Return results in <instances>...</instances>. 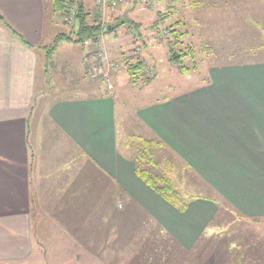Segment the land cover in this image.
<instances>
[{
    "label": "crops",
    "instance_id": "obj_1",
    "mask_svg": "<svg viewBox=\"0 0 264 264\" xmlns=\"http://www.w3.org/2000/svg\"><path fill=\"white\" fill-rule=\"evenodd\" d=\"M82 1L99 12L96 0ZM51 3L0 0V264H48L58 242L73 250L64 264H161V233L192 254L219 209L194 198L181 212L137 176V161L120 149L113 94L96 95L86 74L95 48H86L78 87L52 93L40 77L47 25L65 23ZM121 8L132 19L133 8ZM263 23L238 21L264 32ZM122 32L102 41L126 59L135 54ZM136 117L153 150L169 148L241 214L264 218V60L212 66L204 85L140 106ZM129 249L142 257L125 256Z\"/></svg>",
    "mask_w": 264,
    "mask_h": 264
},
{
    "label": "rangeland",
    "instance_id": "obj_2",
    "mask_svg": "<svg viewBox=\"0 0 264 264\" xmlns=\"http://www.w3.org/2000/svg\"><path fill=\"white\" fill-rule=\"evenodd\" d=\"M208 2L125 0L116 8L109 7L104 13L100 12L101 20L109 26L118 15L123 13L122 5L133 8L129 14L131 13L132 19L141 23L140 32L144 36V41H138L140 44L135 43L137 39L133 32L132 37L129 34L124 36V32H127L126 27L117 30L123 31L120 36L125 38V49L127 52L129 50L130 55H138L137 48H141L140 53L142 51V55L147 59L153 79L150 83H144L140 79L132 82L125 68V63L130 58H120V50L114 45L110 51L115 58L107 51L109 60L118 65L111 75L114 91L111 92L105 83L95 81L88 75V68L103 73L107 71L106 65H102L97 57L96 61L89 64L86 74L96 89V95L113 94L112 99L116 102L120 149L123 153L131 156L153 175L171 178L175 188L185 198L200 196L223 201L224 206L220 207L211 229L201 238L192 254L179 249L169 235L161 233V264H214L217 258L219 264H264V218H249L241 214L215 186L207 182L196 170L187 168L186 161L169 148L155 150L146 148L143 141L148 139L147 133L136 119L138 107L163 101L204 85L209 79V68L212 66L264 60V32L257 26L248 25L245 26V30L238 24V21L249 17L264 18V0L210 1L213 6ZM225 2L231 4L227 6ZM47 6L49 9L52 7L51 0H47ZM161 13L167 17L161 19ZM62 18L66 22V18L64 16ZM179 21L185 25L179 26L178 29L187 33L184 34L183 45L179 47L193 52L177 66L170 60L167 42L169 37L166 35L160 37V32ZM157 23L159 25L155 27ZM51 24L47 25L41 49V63L49 61V64L48 68H41L40 77H43L46 86L52 89V93L67 92L79 86L76 77L82 79L85 64L83 58L87 47L63 39L56 43L60 34L70 35L74 31V26L66 23L55 26ZM260 27L264 30V23ZM254 28L255 31L251 30ZM51 33L54 36L53 34L50 36ZM108 35V42L116 40L112 34ZM55 44V49L50 50ZM181 67H186V70L182 71ZM46 69H48L47 76L44 74ZM40 84L42 87V82ZM85 84H88V81ZM37 103L40 104L36 101L34 108L37 107ZM60 243L50 246L48 264H64V260L71 255L73 250ZM129 250L125 256L131 259L134 256L137 259L142 257L140 254L142 250L136 255L132 254L131 249ZM42 252L44 254L45 250ZM146 258L147 256L144 260H147Z\"/></svg>",
    "mask_w": 264,
    "mask_h": 264
},
{
    "label": "trees",
    "instance_id": "obj_3",
    "mask_svg": "<svg viewBox=\"0 0 264 264\" xmlns=\"http://www.w3.org/2000/svg\"><path fill=\"white\" fill-rule=\"evenodd\" d=\"M69 0H56L55 5L57 6V10L61 12L62 16L67 14ZM65 17V16H64ZM167 15L161 13V19H165ZM66 23V22H65ZM159 23L155 24V27H158ZM183 22H177L174 26L165 27L160 32V37H164L166 32V37L168 39V49L170 60L175 62V65H179L180 62L187 57L189 54H192L193 50H187V48L179 47L183 45L184 39L183 37L187 34L181 32L178 27L184 26ZM74 31L70 35H59L57 37L56 43L59 40H66L75 44H80L82 46L87 47L91 45L95 47L96 44L102 41L104 35L108 34L106 32V26L101 22V14L100 12H90L87 9L84 1L79 0L77 5V13L74 23ZM109 26L115 27V30L121 27H126L127 31H132L134 35L138 33L136 29H140V25L136 24L130 17H128V13L123 12L121 15L117 16L116 19L113 20V23L109 24ZM117 28V29H116ZM162 34V35H161ZM185 34V35H184ZM168 35V36H167ZM138 43V40H135V43ZM56 44L52 47L55 49ZM140 54V52H138ZM96 57V56H95ZM50 58V57H49ZM128 61L125 63V68L128 72V75L133 82L134 80H142L144 83H150L153 79V75L151 70L149 69L146 61L140 55H134L129 57ZM49 61L45 63V68H48ZM182 71L186 70V67H181ZM149 71V75L146 74V71ZM46 76L48 75V69L45 70L44 73ZM143 144L146 148H150L153 150L154 145H152L151 141H143ZM145 161V159L143 160ZM151 163V162H150ZM188 168V167H187ZM137 176L153 191L159 194L165 201L178 208L181 212H185L188 209V205L190 201L197 197L185 198L180 195L178 190L175 188L173 180L167 176H157L153 175L149 170L141 167L137 163L136 169ZM199 198H205L200 197ZM213 203H215L220 211V207L224 206V204L215 199V198H205ZM162 232V230H161ZM241 254H239L240 256Z\"/></svg>",
    "mask_w": 264,
    "mask_h": 264
},
{
    "label": "built area",
    "instance_id": "obj_4",
    "mask_svg": "<svg viewBox=\"0 0 264 264\" xmlns=\"http://www.w3.org/2000/svg\"><path fill=\"white\" fill-rule=\"evenodd\" d=\"M124 1L125 0H96V4L99 12L104 13L109 7L116 8ZM78 2L79 0H69L67 14L64 15L66 18V24L69 26H73L75 23ZM103 25L107 27L104 22ZM164 34L166 35V32H164ZM94 48L96 50L95 56L97 57V60H99L102 65H106L107 71L103 73L102 71L97 72L93 68H88V75L91 79H94L95 81L98 80L105 83L108 86V89L113 92L114 84L111 75H113L112 72L118 68V65L117 63L109 60L110 58H108L109 56L107 55V50L103 41L96 44ZM140 50L141 48H137V52H140ZM146 74H150L148 70L146 71Z\"/></svg>",
    "mask_w": 264,
    "mask_h": 264
},
{
    "label": "water",
    "instance_id": "obj_5",
    "mask_svg": "<svg viewBox=\"0 0 264 264\" xmlns=\"http://www.w3.org/2000/svg\"><path fill=\"white\" fill-rule=\"evenodd\" d=\"M115 27H117V26H114V27L107 26V28H106V32H107V31L110 32V31L114 30Z\"/></svg>",
    "mask_w": 264,
    "mask_h": 264
}]
</instances>
